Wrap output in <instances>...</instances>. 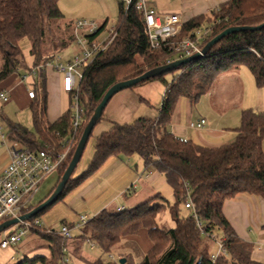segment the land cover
I'll return each mask as SVG.
<instances>
[{
    "label": "trees",
    "instance_id": "obj_1",
    "mask_svg": "<svg viewBox=\"0 0 264 264\" xmlns=\"http://www.w3.org/2000/svg\"><path fill=\"white\" fill-rule=\"evenodd\" d=\"M135 3L136 0H132L127 9L119 4L116 37L83 74L77 101L84 117L75 137L76 145L95 108L113 85L136 79L166 65L170 50L191 37L196 30L210 29L208 38L201 44L203 48L228 28L256 27L264 23V0H229L208 15L183 23L178 36L153 50L149 47L143 17L134 8ZM63 21L66 19L59 8V0H0V84L20 68H26L19 46L22 41L29 43L33 68L45 66L54 55H59L73 44V24L69 21L65 29L72 33L68 37L50 39L51 26ZM105 25H100L98 34ZM88 39L92 40L94 36ZM47 45L52 47V54L47 52ZM242 67L250 72L257 88L264 85V28L226 36L204 57L169 72L176 74L169 84L163 79L166 74L153 79L165 85L158 116L153 119L140 117L131 124L113 123L96 139L94 154L87 168L75 177L73 172L51 207L93 176L110 158L134 156L142 161L145 172L154 171L164 177L173 193L172 206L160 194H155L119 212L102 210L74 231L77 235L73 237L72 234L69 241H63L58 232L33 226L30 232L47 242L48 255L24 257L17 264H62L66 251L81 264H261L252 258L253 246L236 236L222 214V206L226 201L245 195L264 200V116L251 110L243 111L233 143L218 148L183 142L168 131L180 99L196 103L211 90L219 77ZM32 88L34 98L29 110L33 131L8 123L6 139L20 144L29 152L50 150L54 154L61 153L63 148L59 140L71 133L72 99L69 95V109L57 121L50 123L47 119L45 73H39ZM101 120L102 116L97 124ZM75 148L59 168L55 188ZM55 188L35 206L25 209L23 214L45 201ZM187 194L193 214L182 218L179 208L184 206ZM51 207L27 222L33 225ZM166 211L174 222V228L165 229L160 225L161 216ZM61 224L68 225L65 222ZM140 231L146 232L152 244L150 251L144 255L136 245L125 242L126 237ZM215 232L221 235L225 255H219L212 262L208 242ZM82 242L98 248L103 255L109 256V260L90 261L81 253Z\"/></svg>",
    "mask_w": 264,
    "mask_h": 264
},
{
    "label": "crops",
    "instance_id": "obj_2",
    "mask_svg": "<svg viewBox=\"0 0 264 264\" xmlns=\"http://www.w3.org/2000/svg\"><path fill=\"white\" fill-rule=\"evenodd\" d=\"M145 1L156 12L177 14L185 23L193 18L208 15L229 0ZM100 20H103V18H100ZM107 22L106 20L103 23L107 25ZM69 47L62 50L61 53L67 51ZM61 53H59L60 56ZM27 71V67L25 69L20 68L0 84V94L3 93L8 97V101L6 103L0 101L1 104H7L9 101L14 100L23 107H30L33 99L28 97L26 84L22 80ZM45 77L48 93L47 119L50 123H54L66 112L61 105V95H64L69 101V94L61 91V78L54 72L47 70ZM228 89L232 91L230 95L224 92ZM201 99L204 100V103L194 111L193 108ZM183 100L184 98L178 101L168 131L178 139L205 148H218L233 143L243 111L251 110L264 116V85L257 88L252 75L244 67L236 72L219 77L211 90L201 96L195 105L187 99H185L187 103L184 105ZM160 107L161 104L157 109H154L149 99L145 96L138 97L131 89L114 95L103 111L102 120L92 131L94 137L91 138L90 142L88 140L80 159V163L83 160L84 162L80 166L77 175L87 168L94 154L96 139L102 133L107 132L113 123L131 124L140 117L156 118ZM1 118H3L2 115ZM201 119L206 122L202 129L189 128L190 123ZM0 138L1 172L9 162L11 143L6 139V135L1 134V131ZM156 176L159 177L154 171H144L143 163L138 157L110 158L93 176L45 212L37 220L38 225L42 230L50 231L53 225L60 226L62 222L72 226L80 215H84L89 219L102 210L126 209L124 205H128L127 208H132L154 196V191H157L159 186L166 183L164 177L160 175L159 180L161 181L156 184ZM138 201L140 202L138 203ZM222 214L236 236L253 246L252 258L264 264V200L253 196H239L235 200L224 202ZM142 234L141 238H135L133 241L138 240L137 243L142 250L139 246L138 249L144 255L150 251L152 245L148 243L146 232ZM128 240L129 237H126L125 242L134 243ZM81 253L85 257L82 250Z\"/></svg>",
    "mask_w": 264,
    "mask_h": 264
},
{
    "label": "built area",
    "instance_id": "obj_3",
    "mask_svg": "<svg viewBox=\"0 0 264 264\" xmlns=\"http://www.w3.org/2000/svg\"><path fill=\"white\" fill-rule=\"evenodd\" d=\"M118 1L123 5L124 9H127L132 2V0ZM134 8L143 17L151 49L160 48L162 44L180 34L183 22L179 15L158 13L150 8L145 0H136ZM105 28L98 34L100 25L96 22L87 20L76 21L73 24V30L75 36L74 42L78 53L66 61H63L56 54L45 66L33 68L22 77L30 99L34 98L32 83L37 79L40 72L45 73L47 70H50L61 78V91L69 94L72 99L71 133L59 140V145L63 148V152L58 154H54L50 150L29 152L20 144L11 143L9 147V162L0 172V224L12 219H18L23 215V211L30 207L45 178L50 173L59 170L67 160L72 149L76 146L75 137L81 129L84 117V112L79 107L77 101L79 84L88 66L98 54L104 52L109 47L116 37V28H110L106 31L105 36H101ZM209 34V28L196 30L191 37L184 39L178 46L170 50L168 63L183 60L195 54L201 56V44L208 38ZM91 36H94V39L89 40L88 37ZM0 101L6 103L8 97L1 93ZM205 123V120L201 119L190 123L189 128L200 130L204 127ZM182 141L186 142V140ZM184 208L193 212L189 194L186 195ZM121 210L123 209L117 208L116 211L119 212ZM88 220L86 216L80 215L72 226L60 224L58 233L63 241H69L72 238V232L78 231ZM33 226L39 227L38 222L35 221L33 225L25 222L14 226L16 228L15 232H12L5 240L0 242V248L7 249L9 246L17 245L30 232ZM218 242L217 254L210 255L212 262L219 255H225L222 241L219 240ZM93 248L94 246L91 245V249ZM63 252H65L64 249ZM110 259L113 260L112 257ZM68 263L69 259L64 257L62 264Z\"/></svg>",
    "mask_w": 264,
    "mask_h": 264
},
{
    "label": "rangeland",
    "instance_id": "obj_4",
    "mask_svg": "<svg viewBox=\"0 0 264 264\" xmlns=\"http://www.w3.org/2000/svg\"><path fill=\"white\" fill-rule=\"evenodd\" d=\"M119 4L120 2L118 0H59V8L62 14L65 16L66 21L60 22L58 24H53L51 26L50 32L52 33V35L50 36V39L56 40L57 38L61 39L64 37H68L72 32L66 31L67 30L65 29L66 25H68L69 22L74 24L78 20H87L90 22H96L98 25L102 24L104 21L107 20L108 22L105 31L101 35V36H105L106 31H108L110 28L116 27L119 18ZM100 18H103V20H100ZM19 46L23 54L27 70L31 71L33 69V66H32V59L29 56V43L28 41L24 40L20 43ZM51 48L52 47L50 45H47L46 47L47 52H49L50 54L54 52L53 50H51ZM77 53H78V49L74 42L73 44L70 45L67 51H63L61 53L62 60L63 61L69 60ZM1 66H2V61L0 56V69ZM175 75L176 74L169 73L166 74L163 79L167 84H169ZM131 91L137 94L138 97L145 96V98L149 99L151 106L154 109H157L161 104L162 96L165 92V85L158 80H153L145 85L139 86L138 88L137 87L132 88ZM224 92L225 93L227 92V94L230 95L232 91L228 89L225 90ZM60 101L63 110L64 111L68 110L69 109L68 99L64 95H61ZM182 103L185 105V103L187 102L184 99ZM203 103H204L203 99H201L200 102H197L196 105L194 103L195 107L193 108V110L195 111L196 108L198 107L200 108V105ZM1 115L3 118H1ZM8 123L17 124L28 129L29 131H33L32 119H31V113L29 107L27 108L23 107L20 105V103H16L14 100L9 101L7 104L0 103L1 134L6 135L8 131ZM92 137H94V134L91 135L89 142ZM83 162L84 160L81 163L80 162L78 163L73 177L77 175L80 166L82 165ZM59 174L60 173H58V171H54L45 178V180L43 181V183L39 188L37 195L33 198L30 207L35 206L40 200L45 198L49 194V192L53 190V188H55V185L59 179ZM156 174L159 175V177L156 176V181H157L156 184H158L161 181L159 180L160 174L158 173ZM154 192L155 194L156 193L160 194L161 197H163L170 206L174 204V197L172 190L166 183L165 184L163 183V185L159 186L158 190ZM140 201H138V203ZM127 206L128 205H124V207L126 208ZM179 209H180V216L182 218H188L192 214V211L185 209L183 205L180 206ZM160 225L163 226L165 229L174 228L175 226L174 222L170 219L167 211L164 213V215L161 216ZM59 228H60L59 225L52 226V230L55 232H58ZM15 230H16L15 227H11L6 231L0 233V242L5 240L7 236L10 235L12 232H15ZM142 233H145V231H140L135 235L129 236L128 241L134 242L133 240L135 238L138 239L142 237L143 235ZM76 235L77 233L74 232L73 237H76ZM220 239H221L220 233L215 232L214 236L212 237V240L208 242L209 252L211 254H217V246L219 243L218 241ZM148 241H149L148 243L151 244L149 239ZM137 242L138 240L133 244L138 247L139 245ZM80 248L83 254L85 255V257L88 258L90 261L97 259H102L104 261L109 260V256L103 255L96 247L91 249V244L87 242H82ZM139 248L142 250L140 246ZM47 255H48L47 242L43 240L40 236H38L36 233L28 232L27 235L23 237L22 240L17 245L9 246L7 249L0 248V264H17L24 257L32 258L33 256H47ZM65 255L69 259L68 264H80L74 257L70 255V253H68V251L65 252Z\"/></svg>",
    "mask_w": 264,
    "mask_h": 264
},
{
    "label": "water",
    "instance_id": "obj_5",
    "mask_svg": "<svg viewBox=\"0 0 264 264\" xmlns=\"http://www.w3.org/2000/svg\"><path fill=\"white\" fill-rule=\"evenodd\" d=\"M263 28H264V23L259 25V26H256V27H231V28H228V29L224 30L222 33H220L219 35H217L216 37H214L211 41H209L202 48L201 56L204 57L208 53L210 48H212L215 44H217L220 40H222L226 36H229V35L235 34V33H239V32H244V31H251V32L260 31ZM201 56L199 54H195V55H193L189 58L183 59V60L173 61V62L167 63L166 65H164L160 68L148 71L136 79L120 82V83L113 85L105 93L101 102L95 108L93 115L89 119L86 127L84 128V130L82 132V135H81V137H80V139L76 145V148L74 150L72 158H71L65 172L61 176L60 182L58 183V185L56 186V188L54 189L52 194L45 201H43L42 203L37 205L30 212L21 215L18 219H12V220L5 221V222L1 223L0 224V233L4 232L7 229L14 227L20 223H25V222L29 221L30 219H32L33 217H35L39 213L45 211L47 208L51 207L54 203H56V201L58 200L60 194L62 193L67 181L72 176V174L75 171L78 163L80 162V159H81L82 154L86 148V145L88 143V140L91 136V133H92L94 127L96 126L97 122L100 120L105 107L107 106V104L109 103V101L112 99V97L114 95H116L117 93H119L121 91L132 89L141 83L147 82L149 80H153L159 76H162V75H165L169 72H172L173 70L179 68L182 65H185L187 63H190L194 60L201 58Z\"/></svg>",
    "mask_w": 264,
    "mask_h": 264
}]
</instances>
